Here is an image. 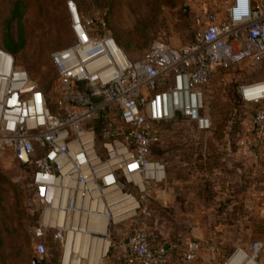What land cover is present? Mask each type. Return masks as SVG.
<instances>
[{
    "label": "built area",
    "instance_id": "2783aa9c",
    "mask_svg": "<svg viewBox=\"0 0 264 264\" xmlns=\"http://www.w3.org/2000/svg\"><path fill=\"white\" fill-rule=\"evenodd\" d=\"M231 1L224 19L210 13L203 23L197 16L190 41L175 47L156 40L138 59L68 1L75 42L52 55L60 78L53 108L10 55L12 71L0 77V152L30 172L29 185L43 206L38 236L51 230L66 253L70 235L86 233L103 258L122 223L129 230V264L168 263L169 247L140 214L147 192L167 178L166 163L153 156L162 141L159 126L181 113L196 132L211 131L205 94L212 75L240 61H264V0ZM240 95L254 107L241 145L264 172V79L242 83ZM103 217L104 231L89 228ZM262 227L263 239L236 248L225 264H264ZM197 249L193 244V253ZM48 251L36 245L40 261Z\"/></svg>",
    "mask_w": 264,
    "mask_h": 264
},
{
    "label": "rangeland",
    "instance_id": "374dc122",
    "mask_svg": "<svg viewBox=\"0 0 264 264\" xmlns=\"http://www.w3.org/2000/svg\"><path fill=\"white\" fill-rule=\"evenodd\" d=\"M7 1L0 0V36L3 28V15L11 6ZM79 1L90 16L102 10H108L111 29L107 32L133 59L140 58L156 40H164L175 47L190 41L198 29L194 22L197 16L203 23L210 13H215L219 20L224 19L227 8L232 3L231 0ZM29 2L30 6L24 17V26L28 33V44L25 51L28 53L20 55L18 59L14 56L13 58L16 66L25 70L31 80L37 83L38 89L45 96L47 105L53 107V102L59 95L57 86L60 78L58 69L52 67L48 50L50 46H55L63 23L60 18L58 21L55 17L56 14L59 16L58 7L54 6L51 13L42 14L40 5L42 0H30ZM187 7L188 11H186ZM90 16L82 17L84 20H88ZM19 30L20 25L16 22L13 31L18 34ZM63 37L64 40L67 38L65 31ZM262 79H264V61L258 65H251L245 60L240 61L231 68L220 70L212 75L205 94V112L213 120L214 125L211 131L214 135L213 139L204 140L206 148L218 144L224 145L231 135L241 136L249 129L254 107L241 98L240 85L244 82ZM159 130L162 134V141L153 149L155 159L165 163L172 162L170 158L176 150H181L185 154L184 159L188 162L195 158L197 153L195 145H192L191 137L196 131L189 121L178 120L162 123ZM231 141L230 145L236 147L234 140L231 139ZM29 174L28 170L12 160L7 151L0 152V264H34V259L38 258L36 254L38 243L45 244L49 248L46 258L40 261V264H49L55 261L53 258H57V264H67L72 254L68 253L66 256L65 243H55L51 240L53 232L49 229L41 236L37 235L36 229L43 222V206L33 195L29 185ZM158 190H160L159 186H153L145 195L146 199L142 200V207L146 205L158 211L151 216L140 213L141 220L146 221L147 226L148 223L155 226L160 225V221L163 222ZM140 223L139 220L138 226L136 223L135 226L139 227ZM255 223L254 231L249 232L246 237L243 236L238 242H233V240L240 236L224 234L210 236L208 244L213 242L214 245L219 246L216 264H225L236 248L247 247L251 242L263 239L262 224ZM118 226L126 225L120 223L116 227ZM73 236L70 235V242ZM89 243L90 241L86 244L87 249L83 254L74 253V255H79V264H91L88 252H86L89 249ZM115 252V248H111L107 256L98 258L97 264H110ZM84 254L85 256H83ZM74 255H72L73 258Z\"/></svg>",
    "mask_w": 264,
    "mask_h": 264
},
{
    "label": "crops",
    "instance_id": "0c3cea01",
    "mask_svg": "<svg viewBox=\"0 0 264 264\" xmlns=\"http://www.w3.org/2000/svg\"><path fill=\"white\" fill-rule=\"evenodd\" d=\"M213 135L212 131L194 132L195 158L188 162L176 150L172 162H166V180L154 185L160 188L163 222L147 227L169 247L167 264H216L219 246L208 244L210 236H240L233 240L238 242L254 231L255 222H264V201H259L264 194V172L241 145L242 136L231 135L224 145L206 148L204 140ZM231 139L236 147L230 145ZM259 208H263L262 219L257 215ZM143 209L146 216L158 213L146 205ZM128 232L126 226L113 229L110 249L116 252L110 264H129ZM193 244L198 246L195 253Z\"/></svg>",
    "mask_w": 264,
    "mask_h": 264
},
{
    "label": "trees",
    "instance_id": "16d2710c",
    "mask_svg": "<svg viewBox=\"0 0 264 264\" xmlns=\"http://www.w3.org/2000/svg\"><path fill=\"white\" fill-rule=\"evenodd\" d=\"M30 0H8L7 2L10 3V8L5 12L3 15L4 21L3 23V28L0 36V49L12 54L16 59L24 53H28L25 51V48L27 47L28 44V38H27V29H25L24 26V17L27 12V8L30 6ZM69 0H55L54 4L52 3L53 0H42L41 2V11L42 14L48 13L53 11L54 6L58 7L57 10L59 11V16L56 14V20L60 21L63 23L62 29L60 31V34L55 42V46H50L48 50V54L50 55L51 58V64L52 67L55 69V64L53 63L52 60V54L54 51L58 49H63L66 47H69L75 42V35L72 29V19H71V14L68 8V3ZM76 3L77 8L79 13L83 17H88L90 16L88 11L84 8L82 3H80L79 0H72ZM61 12V14H60ZM2 13V12H1ZM1 17V15H0ZM90 19H93L94 23H96L97 27L99 28L100 33L105 34L108 30L111 29V25L109 23V12L108 10H102L101 12H97L95 14H91ZM16 22L19 23L20 25V30L18 34L14 33V27L16 26ZM67 34V38L64 40L63 37V32ZM18 35V36H17ZM59 45V46H58ZM56 48V49H54ZM54 49V50H53ZM40 89L46 93V91L40 87ZM52 107V105H50ZM53 108V107H52ZM178 120H184L186 121L187 118L183 116L181 113L177 115V117L173 121H178ZM102 121V120H101ZM188 121V120H187ZM99 127H97V133L100 136V127L102 125L101 122H99ZM162 136V134H161ZM34 259V258H33ZM43 261V260H42ZM52 261V260H51ZM49 264H57L56 261H52Z\"/></svg>",
    "mask_w": 264,
    "mask_h": 264
},
{
    "label": "bare ground",
    "instance_id": "6f19581e",
    "mask_svg": "<svg viewBox=\"0 0 264 264\" xmlns=\"http://www.w3.org/2000/svg\"><path fill=\"white\" fill-rule=\"evenodd\" d=\"M12 68H13L12 57L9 55L8 52L0 49V77L1 78L6 77L12 71ZM106 223H107V218L103 217L98 221H92L90 223L89 228L91 230L99 229L101 231H104ZM79 236L80 238H78ZM88 241H90L89 249L86 252H88V257L90 259L89 262H91V264H97L98 263L97 261L99 260L98 258L100 256L95 250L91 249L92 241L89 240V236L86 233L79 232L78 235L74 234L72 241L71 242L69 241L66 245V256H68V253L74 255V253L76 254V252H80L83 254V252H85L84 250L87 249L86 244L88 243ZM101 246L104 247L105 249L107 245L102 243V245L100 244V247ZM85 254L83 256H85ZM72 255H71L72 260H70L69 264H79V259H78L79 255L78 254L74 255V258Z\"/></svg>",
    "mask_w": 264,
    "mask_h": 264
},
{
    "label": "water",
    "instance_id": "95a60500",
    "mask_svg": "<svg viewBox=\"0 0 264 264\" xmlns=\"http://www.w3.org/2000/svg\"><path fill=\"white\" fill-rule=\"evenodd\" d=\"M189 10V8L187 7L186 8V11H188ZM9 55H11V54H9ZM54 260H57V258H53ZM34 264H40V260L38 259V258H35L34 259Z\"/></svg>",
    "mask_w": 264,
    "mask_h": 264
}]
</instances>
